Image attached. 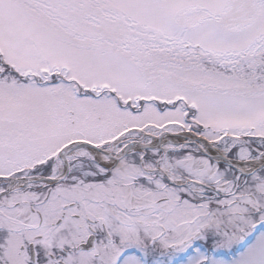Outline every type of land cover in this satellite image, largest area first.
I'll return each mask as SVG.
<instances>
[{
    "label": "snow or ice",
    "instance_id": "obj_1",
    "mask_svg": "<svg viewBox=\"0 0 264 264\" xmlns=\"http://www.w3.org/2000/svg\"><path fill=\"white\" fill-rule=\"evenodd\" d=\"M0 264H264V0H0Z\"/></svg>",
    "mask_w": 264,
    "mask_h": 264
}]
</instances>
